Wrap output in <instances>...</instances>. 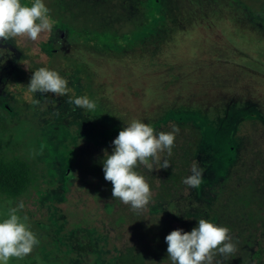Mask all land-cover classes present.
<instances>
[{"label": "rangeland", "instance_id": "rangeland-1", "mask_svg": "<svg viewBox=\"0 0 264 264\" xmlns=\"http://www.w3.org/2000/svg\"><path fill=\"white\" fill-rule=\"evenodd\" d=\"M133 8L140 21L124 32L75 31L49 13L50 36L0 42V162L27 172L19 196L0 194V220L23 202L18 214L40 241L9 264H111L91 231V190L81 178L91 144H109L132 119L155 127L183 118L204 127L194 157L203 183L169 205L175 222L217 210L229 183L240 180V155L249 150L243 136L264 156V0H135ZM40 67L57 71L72 91L29 92ZM81 96L96 109L68 103ZM255 170L252 179L263 188L264 160ZM119 239L109 241L124 251L114 264L146 263L126 234L124 246ZM253 257L252 264H264V237Z\"/></svg>", "mask_w": 264, "mask_h": 264}, {"label": "trees", "instance_id": "trees-1", "mask_svg": "<svg viewBox=\"0 0 264 264\" xmlns=\"http://www.w3.org/2000/svg\"><path fill=\"white\" fill-rule=\"evenodd\" d=\"M47 1L49 5L46 6L50 9V14L56 15L59 21L64 19L75 31L109 33L113 27L119 26L124 27L122 28L124 32L127 25L140 21L133 12L135 0ZM174 127L179 128V133L176 135L171 155L169 156L166 151L160 154V163L167 159L170 166L167 169H159L160 164H153V169L149 170L141 165L137 169L145 177L152 191L151 203L138 212L120 200L113 199L112 184L104 179V150H107L108 154L112 153L114 147L112 141L118 134L105 146L91 144V158L86 168L88 174L83 175L81 181L91 190L93 235L106 251L112 254L111 264H114L113 261L120 262L124 251L111 249L109 241L120 236L117 245L122 247L124 245L121 239L125 234L130 239L129 242L134 244L135 251L143 257L145 264H171L167 257L168 246L165 237L178 228L190 232L197 226L198 220L207 219L228 227L237 248V251L227 258L217 255L215 261L219 264H252L253 256L259 250L260 238L264 237V186L260 188V184L252 179L256 167L264 160L262 152H256L255 148L258 147L256 141L250 136L242 137V145L249 150H243L240 155V180L229 183L223 201L217 204V210L213 211V208L208 218L191 217L175 222L176 219L168 207L171 203L183 201L192 195L193 188L183 181L191 174L195 151L202 141L205 130L199 122L183 118L167 119L154 128L158 133L170 132ZM26 184L27 172L21 164L0 162V194L17 197ZM151 205L156 207L155 212L148 211Z\"/></svg>", "mask_w": 264, "mask_h": 264}, {"label": "clouds", "instance_id": "clouds-1", "mask_svg": "<svg viewBox=\"0 0 264 264\" xmlns=\"http://www.w3.org/2000/svg\"><path fill=\"white\" fill-rule=\"evenodd\" d=\"M49 13L44 0H33L30 5L21 0H0V42L7 43L16 38L36 42L50 36L55 21ZM68 85L69 81L57 71L40 67L33 72L27 87L34 94L63 97L72 91ZM68 103L90 112L97 107L95 101L87 96L70 97ZM178 133V127L170 132L157 133L151 124L139 119L125 123L112 141V153L104 150V179L112 184L113 199L120 200L137 212L151 203V187L137 169L142 165L152 170L153 164H160L159 169H167L170 163L164 159L161 164L160 154L166 151L171 155ZM204 171L194 162L191 174L183 182L190 188L198 189L203 183ZM23 207L21 202L18 208H9L6 218L0 220V264H9L13 258L24 259L40 243L31 230L28 217L18 214ZM165 242L171 264H219L215 261L217 255L227 258L237 251L230 229L207 219L198 220L197 226L190 232L180 228L171 231Z\"/></svg>", "mask_w": 264, "mask_h": 264}]
</instances>
